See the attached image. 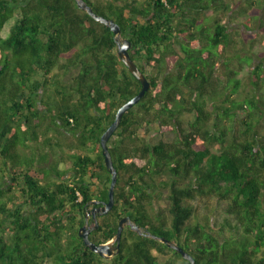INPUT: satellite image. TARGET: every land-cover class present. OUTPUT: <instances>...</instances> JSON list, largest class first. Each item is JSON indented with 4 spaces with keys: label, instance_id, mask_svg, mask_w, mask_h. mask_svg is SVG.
I'll list each match as a JSON object with an SVG mask.
<instances>
[{
    "label": "trees",
    "instance_id": "16d2710c",
    "mask_svg": "<svg viewBox=\"0 0 264 264\" xmlns=\"http://www.w3.org/2000/svg\"><path fill=\"white\" fill-rule=\"evenodd\" d=\"M85 1L119 25L150 82L108 142L115 205L91 241L112 240L128 217L196 264H264V0ZM117 39L76 0H0V264H192L129 225L112 258L79 236L88 203L109 200L101 137L142 89ZM153 124L173 140L147 142ZM157 185L170 191L169 223ZM198 195L227 203L232 236L187 225Z\"/></svg>",
    "mask_w": 264,
    "mask_h": 264
},
{
    "label": "water",
    "instance_id": "95a60500",
    "mask_svg": "<svg viewBox=\"0 0 264 264\" xmlns=\"http://www.w3.org/2000/svg\"><path fill=\"white\" fill-rule=\"evenodd\" d=\"M76 1L80 9L86 11L98 22H101L105 24L106 26H109L111 30L115 33V35L118 38L117 42L119 43V56L122 62L142 84L141 91L134 98H132L131 100L126 102L123 106H121V108H119L114 122L110 125V127L106 130V132L101 137V148L103 151V155L105 157L106 166L112 175V181H111V185L109 189V200L108 202H103L102 206L96 207L92 211L86 214V222L82 227H80L79 236L83 238L85 245L88 248H90V250H92L93 252L99 254L100 256L104 258H112L113 256L119 253L121 249V238H122L123 231L125 227L129 225L141 234L152 236L153 238L158 239L161 242L168 244L169 247L178 251L180 254H182L184 258L189 260L192 264H196L193 257L188 252H186L182 247L172 243L166 238L157 237V236L151 235V233H145V231L140 226L135 224L128 217H123L121 219L118 232L112 240L106 243L96 244L90 239V233L92 231V229L89 228L90 216L91 215L93 216V222H95V227L98 228L99 227L98 216L108 214L115 205V190H116V186L118 183V172L114 166L112 155L108 147V142L111 136L113 135V133L116 132L117 129L119 128L123 115L128 110L132 109L135 105H137L141 101V99L145 96L147 91L150 89V82L146 78L145 74L141 71V69L136 65L134 60L131 58L129 50L132 47V44L129 40H124L122 38V31L119 25L113 19L107 18L105 16H101L95 13L93 8L85 0H76ZM97 204H100L99 200H92L88 203V205H97Z\"/></svg>",
    "mask_w": 264,
    "mask_h": 264
},
{
    "label": "rangeland",
    "instance_id": "374dc122",
    "mask_svg": "<svg viewBox=\"0 0 264 264\" xmlns=\"http://www.w3.org/2000/svg\"><path fill=\"white\" fill-rule=\"evenodd\" d=\"M244 18L241 17L237 19L242 21ZM256 51L263 50V46L261 44L257 45L255 48ZM249 67L244 66L241 70L239 78H244L248 74ZM79 69H72L67 75H64L63 80L65 82L71 81L72 77L78 73ZM37 78H40L38 76ZM42 107V106H41ZM240 115H243L241 112ZM195 118L193 113H185L182 116V120L185 124V127L188 128L189 122L193 121ZM55 136V135H54ZM174 135L171 132H162L160 127L157 124H153L150 132L146 136L147 142L151 144H156L160 141L170 142L173 140ZM54 142V141H53ZM220 146H215V150H219ZM55 157L58 155H54ZM61 169H65L67 167L64 163H59L58 165ZM163 180H168L165 177ZM154 195L153 207L155 212H160L164 216L167 217L168 223L172 220V215L170 214V191L169 188L162 185H157L153 188L152 191ZM186 204L192 210V216L189 221H187V225L193 223H201L206 226V229L212 232L215 235L220 236L221 238L230 237L233 235V230L231 225L234 224V217L232 218L227 212V203L223 200L220 201L214 195H198L194 198L186 199Z\"/></svg>",
    "mask_w": 264,
    "mask_h": 264
},
{
    "label": "flooded vegetation",
    "instance_id": "af4514ba",
    "mask_svg": "<svg viewBox=\"0 0 264 264\" xmlns=\"http://www.w3.org/2000/svg\"><path fill=\"white\" fill-rule=\"evenodd\" d=\"M99 206H102V204L93 205V208L91 210H89L88 212L92 211L94 208L99 207ZM92 221H93V216L91 215L90 218H89V228H91V229H92V225H93Z\"/></svg>",
    "mask_w": 264,
    "mask_h": 264
}]
</instances>
